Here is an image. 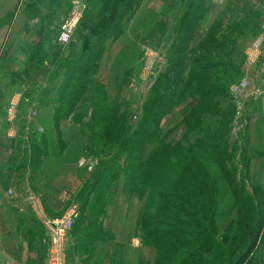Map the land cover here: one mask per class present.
<instances>
[{
	"label": "rangeland",
	"instance_id": "1",
	"mask_svg": "<svg viewBox=\"0 0 264 264\" xmlns=\"http://www.w3.org/2000/svg\"><path fill=\"white\" fill-rule=\"evenodd\" d=\"M187 1H140L126 25V30L132 26L142 28V36L133 35V40L131 37L125 47L124 62L130 66L125 88L117 81L113 83L115 78L96 76L97 64V68L95 65L91 70L85 89L80 91L73 85L64 90L62 100L77 97L78 101L94 88L92 97L85 101L90 103L86 117L81 121V113L75 116L87 137L83 149L81 146L75 151L76 164L84 169L78 176L79 185L84 181L86 188L80 198L74 193L67 195L70 202L62 215L51 221L56 230L43 264H65L69 234L75 221L84 214L90 226L84 232L82 228L85 238L81 250L90 254L91 244L98 242L100 250L106 251L104 241L112 240L116 232L111 228L104 232L97 218L102 214L99 209L102 207L105 211L112 205L111 200L117 198L121 199L120 207L114 209L111 224L121 217L125 202L127 212L130 207L129 220L134 222L132 237L136 239L132 238V243L156 253V264H239L237 260L246 251L245 229L254 225L264 206V175L250 171L248 145L252 106L243 101L242 107L239 102L240 95L244 97L248 90L249 78L227 83L222 75L223 64L218 61H228L235 49H243L245 63L251 62V55L262 45L257 47L255 42L264 41V16L258 28L263 8L260 0L249 3L231 0L222 5L216 19L207 21L209 29L194 36L197 37L195 47L190 53L191 58L200 57L215 65L206 71L196 69V74L192 68L195 77L183 88L180 101L174 105V96H171L162 105L152 102L156 94L154 86L168 65ZM94 3L92 0H22L20 9L27 17L45 16L50 22L49 30L44 28L40 32L38 21L34 19L25 23L31 38L18 34V39L20 43L22 40L32 42L31 48L27 56L17 62L16 56L22 51L12 56L7 53L9 58L4 67H0V92L18 97L27 92L32 97L47 80H54L52 77L63 69L66 59L60 55L65 48L59 40L62 28L73 17L77 6L84 5L83 15L69 42L71 55L79 50L84 33L97 22L100 5ZM87 6H90L88 10ZM250 31L255 34L246 42V33ZM109 41L103 44L99 65L108 59L112 44ZM116 62L122 63V59L117 58ZM243 79L248 84L241 85ZM26 99L20 97L17 105L20 101L25 103ZM8 101L0 99V109L7 107ZM76 102L69 106L65 103V110L72 109V113ZM37 115L35 109L32 116ZM157 147L160 149L152 155ZM85 164L92 165L90 171ZM68 190L74 191V186H69ZM88 210L92 212L84 213ZM69 216H73V221L66 225ZM143 216L145 221L142 222ZM141 222L145 232H142ZM146 240L160 251L155 252L154 247L144 244ZM102 263V256L92 262ZM240 264H264V230L256 248Z\"/></svg>",
	"mask_w": 264,
	"mask_h": 264
},
{
	"label": "crops",
	"instance_id": "2",
	"mask_svg": "<svg viewBox=\"0 0 264 264\" xmlns=\"http://www.w3.org/2000/svg\"><path fill=\"white\" fill-rule=\"evenodd\" d=\"M229 1L231 0H206L205 3L209 8L203 21L201 20L196 28L194 36H198L201 30L206 32L209 29L206 25L207 21L215 20L222 5H226ZM242 1L249 3L255 0ZM260 1L263 11L255 7L260 11L258 28L261 16H264V0ZM21 2L22 0H0L1 68L9 58L6 57L7 53L12 56L22 51L16 56V62L27 56L32 42L27 43L22 40L20 43L18 34L23 35L22 38L25 36L31 38L24 26L28 20L38 21L40 32L44 28L49 30V20L45 16L28 18L20 9ZM141 33L142 28L128 27L126 32L111 44L108 59L100 65L97 62L99 67L96 76L115 78L113 83L117 81L122 88H125L130 74V66L124 62L125 47L128 46L131 37L133 40V35L142 36ZM254 34V31L246 33L248 36L246 42ZM196 38L192 39L189 48L194 49ZM262 42L258 52L251 55L249 64L245 63L243 49H235L234 53L228 56V61H218L223 64L222 75L227 83L239 81L242 77H248L250 81L243 100L248 101V105L252 106L248 149L251 159L250 171L254 175H264V83L262 82L264 81V41ZM65 48L60 53L61 58L70 56V44ZM187 55L190 57V52ZM117 58L122 59V63H117ZM188 61L186 72L189 69ZM64 69L63 66V69L52 77L54 80H47V84L40 90L37 89L32 97L27 92L19 94V97L0 92L2 95L0 99L5 102L9 100L7 107L0 109V264H43L42 259L46 257L47 249L49 251L56 230L51 221L62 215L64 207L70 202L67 195L74 193L76 198H80L86 188L84 181L79 185L78 176L79 173L84 172V169L77 166L75 151L81 146L83 149L87 137L85 138L86 134L83 132L85 130L80 126V121H76L75 116L81 113V121L86 117L90 103L86 104L85 101L92 97L94 88L80 97L72 113L63 117L56 116V108L60 105L59 100L62 99L59 88L65 78ZM260 90L261 92L258 93ZM20 97H26V102L20 101L17 105ZM35 109L38 111L37 117L32 116ZM69 186H74V191H69ZM120 200V198L111 200L109 203L112 205L105 211L101 207L99 209L101 216L98 218L96 216L104 232L108 228L116 232L112 240L104 241L107 250H100L98 242L91 244L90 254L81 250L85 238L82 236V228L84 232L90 226V221L84 219V214L80 220L75 221L74 228L69 234L65 264H92L98 256H102V264L154 263L156 253L149 251L144 245L136 247L138 244L132 243L134 222L129 220L130 213H127L130 212V207L127 212L124 207L125 202L122 204L121 217L111 224L112 213L115 208L120 207L118 204ZM86 212L92 211H84ZM95 228L97 229V224ZM135 239L133 238V241Z\"/></svg>",
	"mask_w": 264,
	"mask_h": 264
},
{
	"label": "trees",
	"instance_id": "3",
	"mask_svg": "<svg viewBox=\"0 0 264 264\" xmlns=\"http://www.w3.org/2000/svg\"><path fill=\"white\" fill-rule=\"evenodd\" d=\"M92 1L95 2V5L97 3L100 5L97 11L98 19L95 26L88 28L84 33V39H82L79 50L73 52L72 55L66 57L63 61V66L67 70V76L61 85V96H64V90L74 87L73 85H76L77 89L80 88V91L85 89V83L91 74V70L95 69V65L97 68V62L101 58V52L105 48L103 44L107 40H110L109 42L113 43L124 34L126 31V25L141 0ZM205 1L206 0H198V2H192L191 0H188L187 3L185 2L184 10L179 19L178 28L174 37L172 54L169 56L168 65L165 70L159 75L160 79L155 82L154 91L156 94L154 95L152 102L158 101L159 104L162 103L163 105V103L168 102V99L171 96H174V105L177 104L180 101V98L184 95V93H181L184 91L183 88L190 84L192 77H195V75H192V68L195 70L194 74H196V69L200 68L203 71H206L212 69L213 65H215V62H205L201 60L200 57L192 59L187 55L188 52H193L189 46L194 38L196 28L206 13L207 5ZM89 7L90 6H87L86 9L88 10ZM79 25L78 27H80ZM188 59L190 60L189 69L186 72ZM207 93L211 96L209 91ZM76 101L77 97H73L71 101L59 100L60 105L56 108V116L63 117L70 114L72 109L66 111L64 107L65 103H68L69 106V104L73 105ZM159 149L160 147H157L154 150V154L152 152V155H155ZM226 172L228 174L230 173L228 170H226ZM141 219L142 222L143 220L145 221V216ZM141 227L143 232V224ZM245 230L247 232V240L244 242L246 251L241 255L239 258L240 260H237L239 261V264L242 263L249 253L256 248L261 237L264 230V206L260 209L259 215L254 221V225L247 226ZM146 232L149 231L146 230ZM144 244L154 247L155 252L160 251V249L149 240H146ZM157 260L156 262L154 260L155 264L157 263Z\"/></svg>",
	"mask_w": 264,
	"mask_h": 264
},
{
	"label": "built area",
	"instance_id": "4",
	"mask_svg": "<svg viewBox=\"0 0 264 264\" xmlns=\"http://www.w3.org/2000/svg\"><path fill=\"white\" fill-rule=\"evenodd\" d=\"M83 12H84V5H81V6H77L75 12L73 13V17L68 20L66 26H64L62 28V31H61V34L59 36V40L61 41V43L64 45V47L69 44L71 38H72V35H73V32L74 30L76 29L77 27V24L79 22V20L81 19L82 15H83ZM262 43V41H257L255 42V46H259L260 44ZM242 84H248V81L246 79H243L242 82H241V85ZM236 89H239L240 87H237V86H234ZM243 96L240 95V104L242 103V107H243ZM32 114H34V111L32 112ZM84 161L87 162L86 159H84ZM82 161V162H84ZM84 166L87 167V169L90 171L91 168H92V165H89V164H85ZM76 212L75 209H73V214ZM67 220L68 222L66 223V225H69L72 221H73V216L72 217H67ZM58 231H56L57 233ZM54 235V234H53ZM55 240V239H54Z\"/></svg>",
	"mask_w": 264,
	"mask_h": 264
}]
</instances>
